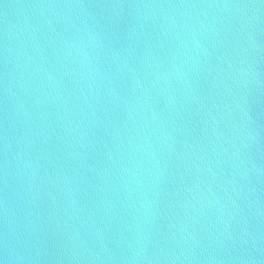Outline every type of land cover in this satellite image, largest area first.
<instances>
[{"label": "water", "instance_id": "obj_1", "mask_svg": "<svg viewBox=\"0 0 264 264\" xmlns=\"http://www.w3.org/2000/svg\"><path fill=\"white\" fill-rule=\"evenodd\" d=\"M0 264H264V0H0Z\"/></svg>", "mask_w": 264, "mask_h": 264}]
</instances>
